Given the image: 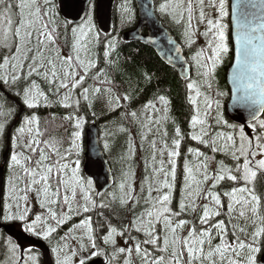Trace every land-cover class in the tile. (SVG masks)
Segmentation results:
<instances>
[{"label":"snow or ice","instance_id":"1","mask_svg":"<svg viewBox=\"0 0 264 264\" xmlns=\"http://www.w3.org/2000/svg\"><path fill=\"white\" fill-rule=\"evenodd\" d=\"M51 0H44L45 5H49ZM200 7L199 20L201 23L205 21L204 0H197ZM210 6L215 8L218 12V16L215 20H207V30L202 33L205 37L211 33V39L208 41V47L210 49V56H205V50L201 49L197 52L192 59L196 62L198 73L205 78V82L208 83V87L211 88V78L215 72L216 67L221 63L222 58L229 51L227 45L226 31L228 25L224 23L225 17L229 15L226 7V0H211ZM19 9V22L14 26L13 8ZM54 8V5L52 6ZM147 8V5H143ZM237 5L232 6V15L235 20L237 35H236V72L233 76V81L237 85L234 91L244 92V95L238 99L244 102H250L251 105L257 106V111L251 113V118L255 123H249L247 126L253 131H256V126H259L261 134L255 137V144L252 139L245 135L243 127L239 129V144L237 145L234 135L229 134L226 137L221 134L218 138L214 137L210 141L205 140L204 137L208 135L206 130L205 119L201 118V110L198 107L197 97L201 95L197 82H189L187 88L189 93L195 92V96L189 95L188 101L195 106V115L192 116L190 125L193 129L197 125H200L199 132H193L191 139L198 141L205 147L211 145V151L213 153L222 152L226 155H230L233 160L232 166H226L223 162H218L217 168L214 173H209L208 164L209 158L204 156L200 151L188 148V153L193 154L196 157L204 156L203 161L198 162L193 166H190L189 161L186 159L184 163V184L185 189L182 192V198L179 203V212L173 211L168 205L171 203L173 183L168 180V176L171 175L172 181L176 178V157L180 155L181 140L183 139L180 129L177 127L175 130V138L172 141V150H168V146L165 143L164 148L161 150L168 151V163L171 165L170 172L165 170L163 161H161V167L154 169V177L163 173L164 180L159 182V187L153 189L149 185L148 195L145 197V202L149 205L145 209V212L140 216L135 217L131 221V225H125L120 232L117 228L109 226L107 234L103 235L102 239L104 244H111L115 246L117 235L123 236L124 233L130 230L142 233L143 239L138 240L132 237V247H120L115 251L117 254L127 253L128 257H131L133 251L136 256L141 259L142 264H264V212L261 211L264 208L260 195L255 190L254 181L258 176V173H264V119L259 118V113H264V35L255 36L253 33L264 30V19L258 25H253L251 21L245 19L241 21L237 17ZM49 10L41 12L37 0H18V3L13 4L12 0H0V32H2V39H0V47H4L9 50V54L2 57L0 62V80L5 85L9 83V78L12 83L24 79L28 80L31 76L37 75L45 79L49 85H55L56 94L59 95L60 89H67L60 101L64 107H70L69 101L71 100V93L78 87H82L85 83L86 77L89 71L96 67V63L89 58L88 44L91 41L82 42V38L87 37L89 33L92 34V39L98 42L99 36L96 28L92 22V15L90 12L86 13L87 20L80 25L71 29L74 42L72 44V52L68 55H63L57 44V29L55 26L49 28L47 22L42 23L43 17L49 15ZM158 11L161 14L170 16L174 22L181 23L184 20V15L187 13V22L185 27V42L191 46L195 43L193 39L192 21L193 16V0H187V6H184V0H163L159 4ZM152 13L149 12L150 16ZM134 19L133 10L129 3V0H124L121 5V21L131 22ZM36 41V47L33 48V40ZM259 43H255V41ZM117 40L112 38L108 40L105 45L104 56L108 57L110 50L116 47ZM14 47V52L11 51ZM45 51H49L50 54L45 56ZM175 51L178 53L179 48ZM27 67V75H24V68ZM202 69V71H200ZM10 70V71H9ZM102 71V70H101ZM81 72L83 74H81ZM97 73L96 75H98ZM95 78V77H94ZM110 83V81H109ZM93 92H99V89L91 90ZM90 93L89 88H83L80 93L85 100H88ZM218 96L224 95L223 92H217ZM236 98V97H234ZM43 99L47 103L48 98L43 91L39 89V86L35 81H32L23 89L22 102L28 108L36 107L38 101ZM125 100L129 97L124 96ZM158 102L164 106L165 113L164 118L167 119L169 100L161 95L158 98ZM205 115L207 109L212 107L213 101L207 96L204 97ZM110 106L115 104L119 106V100H109ZM217 109H219V101H215ZM145 109L155 110V104L149 102L144 105ZM3 105L0 104V116L6 115L3 112ZM11 115V112L7 113ZM131 115L135 118L136 113ZM65 119L75 120L74 127L77 131L72 133L73 140L71 148L66 151L71 153L73 149L78 150L80 145L77 143L81 139V131L84 118L80 116L69 115ZM217 122H222L223 117L219 113L217 114ZM149 123H152V118L149 117ZM159 124V120L156 121ZM38 124L37 117L32 115L31 117H25L22 126L17 129L19 134L25 132L24 125ZM147 127V125H145ZM236 128L237 125H231ZM124 129H121L123 131ZM5 131V123H0V134ZM31 132L32 129L28 128ZM36 135L39 136V130L37 128ZM166 135V133H165ZM217 139L224 140L223 144H218ZM16 137L13 136L12 144L13 148L16 146ZM41 141L38 139H32L29 141L27 148H30L33 153L39 148ZM47 144V141L43 142ZM36 144L37 147H32ZM154 149L153 159H155V141L152 142ZM108 145L105 144V149ZM54 154L59 155L58 149L54 151ZM77 155L79 152L77 151ZM49 157L45 154L44 149H40L39 159L35 162V168H28L22 163L20 155L15 151L10 156L9 168L21 167L24 173L30 178L26 190L31 191L33 185L42 183V194L46 198L44 201H39L41 191H38V201L40 206L44 208L46 204L54 205L57 203L56 199H48L50 195H58L59 188L56 193H50V174L55 171L63 173L68 168L67 164H62L61 160L66 159L65 156H60V159L55 162L54 165H46L45 161ZM25 161L31 163L30 157H24ZM75 168L72 169V179L74 186L72 187L73 196L75 195V187L79 186L84 191L85 182L81 180L79 176L80 172V160L75 162ZM195 168V174H194ZM127 175V174H126ZM197 175H201L202 179H197ZM39 177V179H36ZM147 179V178H146ZM227 179L233 182L231 191H226L225 196L228 197L227 214L231 219V214L235 210L236 206H240L239 216L241 218L246 217V212L250 211L252 214V224L254 230L251 233L248 242H245L239 237L229 242L227 226L224 220H216L214 223H210L215 217L220 216L223 204L221 197L213 191L219 185L221 181ZM211 180L213 183L209 190L204 194V199L210 198L209 204L203 205L202 215L199 217L200 224L209 225V227H201L197 229L195 223L188 229L187 235L182 236L180 233L188 224L185 219H175L182 213L186 212L189 208L195 211V197H198L202 192V185ZM11 191L17 192V186L10 180ZM60 185L66 186V181L61 178L59 180ZM93 181L88 179L86 181L87 189L92 188ZM195 184L196 188L193 191H187ZM121 191L125 188V184L122 182L119 185ZM161 188H166L167 193H162ZM143 191V185L141 186ZM156 191L158 195L152 196V192ZM84 200L86 205L83 206V211L88 212L89 207L87 205L92 204L91 198L87 192L84 194ZM17 201H26V196L16 197ZM131 186L129 185V191L120 197V204L126 205L129 200H132ZM188 201L187 203L185 201ZM64 204L68 205L67 213H62L59 217L57 213L48 208L50 219L55 222L54 226L49 225L47 220L42 221L40 215L35 216V219H28V209L19 211L20 204L17 202V212L11 213L8 211L9 205L5 204V214L3 220L8 221H20L23 225V230L31 235L40 237L44 240H48L52 233L57 231V228L63 225L67 220L71 218V214L74 211L67 196L64 197ZM101 207L106 205L101 204ZM78 214V213H77ZM230 222V221H229ZM43 223L44 227L41 230H37V226ZM162 224L163 236L159 235L161 229L157 226ZM85 228L86 236L90 242L92 249H97L96 241L93 237V227L91 219L82 220L79 225H73L75 228ZM73 229H70L71 232ZM213 229L215 232H213ZM239 231L247 235L246 228H240ZM236 236V232L232 233ZM218 238L219 242L213 244V241ZM75 239V237H73ZM162 240V246H161ZM128 241H125L127 244ZM9 250L15 255L17 245L9 241ZM143 245L152 246L150 251L148 247H142ZM67 245L63 247H53L52 252L56 254V264H71L72 257L76 256V251H72L71 255H65L63 259L60 258L59 253L64 251ZM87 249L83 244L80 245V251L85 252ZM31 251V250H29ZM186 254V260H185ZM104 255L99 250H94L89 256H82L79 260V264H88L90 259ZM115 254L112 259H115ZM29 260L35 264L36 257L29 256ZM107 264H111L108 261ZM124 264H132L130 258H125Z\"/></svg>","mask_w":264,"mask_h":264},{"label":"trees","instance_id":"2","mask_svg":"<svg viewBox=\"0 0 264 264\" xmlns=\"http://www.w3.org/2000/svg\"><path fill=\"white\" fill-rule=\"evenodd\" d=\"M161 1L162 0H154L156 13H157V9ZM123 3H124V0H117L116 2L115 8H114V30L109 37H105L98 31L96 21L94 18V23H95L94 26L96 28V31L98 32L99 40L98 42L95 43V45L89 44L88 48L90 51L89 58L92 59L96 63V67L89 71V74L86 77L85 83L83 84L84 88L86 87L90 89L88 100H85L83 97L80 98L78 93L73 94L74 96L76 95V97L78 98V102L80 101L79 107H74L75 105L73 103H71L72 105L70 107H64L60 102L62 93H59V95H57L56 93H50V92L45 91V95L47 96L48 101L47 103H45V101L42 99L41 100L42 104L38 106L44 109L41 112L39 111L37 112V109L30 110L22 102L23 94L14 93L13 91L14 84L9 82L7 85H5L3 81L0 80V86L2 85V88H3L2 91H0V104L3 105L2 110L6 114L3 116H0V123H5V131L3 133V140L0 146V167L1 166L4 167L3 168V197L1 201L0 225H4V226L13 225L18 231L21 230L18 226L22 225V222L20 221L5 222L3 220V216L5 214V204L6 203L8 204L9 202L5 198V193L7 190L6 189L7 180L10 179L12 180V182L14 181L13 183H15V185L18 188L17 192L12 193L11 195V198L13 197L12 202L8 204L9 208L11 206L14 207L13 213H15L17 210V207H16L17 202L21 204V202L23 201V200L17 201V199L15 198L19 196H26V195L29 196L26 188H27L30 178L24 173L23 168L14 167L16 171L13 170L14 168L10 169L9 168L10 159H7L6 163H4V155H5V151L7 148V142H8V140L6 139V135L8 134L9 128H11V125L15 121H17L18 116L20 115L19 113L21 112V108H23V111H24L22 113L23 115L20 116L22 117V121L25 117H31L32 115H35L36 117L38 116L37 125H38L39 130H41L42 132V135H40V137L42 138L49 134L48 129L52 126L60 127V130L62 132H63L62 126H65V127L68 126L69 134L71 132V135H72V132L74 130V120L65 119V117L69 115H72V116L80 115V113L84 112V114L87 117V120L85 123V130L83 132V141H84L83 144H85V131L89 124L96 123L100 131L106 119L107 120L115 119L114 115L124 112V109L130 111V108L144 107V105L148 104L149 102H152L153 104L156 105L158 103L157 98L163 95L169 100L167 119L163 123L164 125H159V126L154 125L153 120H152V123H149V131L147 133L145 130L140 132V128L137 125L133 127L132 125L129 126L127 123H126V129L124 128L125 126L120 128V130L124 129L123 132L127 130L130 134L133 135V137L135 138L133 146L138 152H140L139 154L144 155L147 152V150H149L150 148L152 149L153 141L163 144L169 141L168 139H174L175 130L177 127L180 129L182 137H183V139L181 140V146L183 145V143H185V141H187V139H191V134L193 132H199L201 126L196 127L195 129L190 127L189 129V125L186 124V121L190 124L191 118H192L191 110H190L191 106H190V102L188 101V96L190 95V93H189V90L187 89V84L194 79L193 70H192L191 79L188 82H182L179 79L177 73L173 69L167 67L157 57V55L154 53L152 49L146 46H143L139 43H130V44L124 43L121 40V34L134 29L137 26L138 18H137L135 2L134 0H129V3L133 10L134 19L131 22L122 23L121 5ZM53 11H54V16L57 14L56 15L57 22L55 25L57 29L56 47L57 45L63 47L65 52L61 48H59V46L57 48L61 49L64 55H68L67 49H70L72 45L70 29L73 28V26L69 24L68 22L64 21L60 17L56 0H55ZM181 30L182 29L180 28V31ZM170 32L173 35V32L171 30ZM181 33H182V38H175V36L174 38L177 41V43L182 47L185 57L188 58V54L186 53L187 44L185 42L182 31ZM112 38H115L118 42L116 44V47L113 50H110L108 57H105L104 56V52L106 50L105 45L107 44L108 40ZM230 57L232 61V58H233L232 46H231ZM0 62H2V59H0ZM226 72L227 71L221 74L222 78H219V79H215L214 77L211 78V88H209L208 85L205 86V91L206 92L209 91L211 94V97H216L215 98L216 100L221 101V106H222V107H219V109H217V107H212L213 109L210 112V120H209L210 122L208 121L209 123L205 125L206 130L208 132V135L204 137L205 140L210 141L212 138L214 137L218 138L221 134H223L221 127H220L221 125L218 124L217 119H216L218 113L221 115L223 114L227 124L234 125L227 119L226 113H225V106L229 99V91H228V87L225 81ZM97 73L99 74L96 75ZM81 74L83 73L81 72ZM35 79H38V78H35ZM202 80H205V78L202 77ZM19 83H20L19 86H21L23 89L24 87L28 85V83L25 81H19ZM40 86L42 88L47 87L45 85V81H41ZM94 89H99L100 91L99 92L91 91ZM218 91L223 92L224 95L218 96L217 95ZM126 95L129 97L128 100L124 99V96ZM8 97H11L12 99H14L15 102L14 101L12 102L10 99H8ZM110 99L113 101H115L116 99H119L120 100L119 106H116L115 104H112L110 106L109 104ZM72 107L75 108V112L72 111L71 109ZM82 107H90V109L84 110L82 109ZM9 112H11V115H7V113ZM137 113H139V111H137ZM262 119H264V117H262ZM45 121L47 122L44 123ZM21 123L20 121H18L17 126L13 128V130L11 131V137H10V143H9L10 151H9L8 157L10 153H13V151H15V148H13V145H12V138H13L12 133L15 129H17L21 125ZM234 129L235 130H232V131L229 130V132H227V134H223V136L226 137L229 134L234 135V137L236 138L237 145H238L239 144L238 133H239L240 127L237 126ZM154 130H157V132L154 133ZM65 131L66 130H64V132ZM143 132L145 133V135H143ZM250 133L253 136L251 130H250ZM142 137H145V138L143 139ZM128 139L129 138L125 136V141ZM16 140L18 141L19 139L16 138ZM197 142L198 141H196V144L192 142V145L195 148H197L196 150L203 153L204 156H207L209 158H212L213 156L214 158L215 168L212 173L215 172L218 162H224V158L232 159L230 155L225 154L226 156L224 157L222 155L223 154L222 152L213 153L211 151V145H209L208 147H205L203 144L197 143ZM224 142H225L224 140L217 139L218 144H223ZM2 143L4 146L2 145ZM42 146L40 145L39 149H41ZM83 147H84L83 151L85 152V145H83ZM122 147L125 150V148L127 147V144H126V147L124 146ZM56 149H58V151H61L62 148L58 146ZM56 149H53V150H56ZM136 150L134 153L135 155H136ZM180 150L183 151V148H181ZM51 155L54 156L53 154ZM204 156L199 157L198 161L199 162L203 161ZM260 177L261 176L255 179L256 185L259 184ZM59 180L60 178L50 175V179H49L50 193H56L58 188H59V192H58V195L49 196L57 200L56 204L50 205L49 207H51L52 210L57 213L58 217L62 213H67L68 205L64 204L63 201H64V197L66 196V194L72 193V189L69 188L68 186H67L69 189L68 193L67 192L65 193L66 190L63 187L65 185H60ZM212 183L213 182L210 180V182L208 181L207 183H204L202 185L203 192L200 194L202 195V201H207L203 197H204V194L211 187ZM195 188L196 187H194L193 190ZM231 188H229L228 181L224 180L220 182L219 185H217L215 189H213V191H215L221 197V201L224 206L222 209L221 216L218 217L216 220L225 221L226 226H227V231H228L229 242L235 240L237 237H239V239L245 242H248L250 239L251 233L254 230V225L252 224V220L239 222L236 229L231 228V226H229L230 223L227 222V219L229 220V215L227 214V206H226L228 197L224 195L225 193L224 189H227V191H231ZM255 188L258 191V189L262 187L260 186V187H255ZM76 191L77 190L75 189V195L73 199L68 198L72 207H73V203H76L78 205L81 202H83V200H80L78 198L80 197V194L79 192H76ZM167 191L168 190L164 188V193H167ZM182 192L183 191L180 190L179 186H177L176 189L174 190V196L171 199V203L168 205L173 211H176V212L180 211L179 203L182 198ZM41 195L42 193L40 194V196ZM146 195H147L146 192L143 193L142 199L140 201H136L135 196L133 194L132 195L133 199L129 200V202L126 205L118 207L114 211L113 214L108 213L107 204H106V207H101L100 209L95 211L92 224L96 232H94L93 237L96 241L97 247H99V250L102 249L104 253V255H101L98 257L104 258L106 263L108 261L112 262V260H114L112 259L114 254L116 258L117 257L120 258L123 256L128 257L127 253H124V254L116 253L115 250L121 247V245L119 244V241H123L125 243V241L127 240L128 243L125 244V246L123 247H132L133 246L132 240L129 239V237H132L138 240H142L144 238L141 233H137L135 230H130L129 232H126L123 236L117 235L115 237V240H116L115 246L111 244H108V245L104 244L103 239H102L103 235L107 234V230L109 226L117 228V231L120 232L123 226L125 225L130 226L131 221L135 217L140 216L142 213H144L145 209L149 207V205L144 201ZM259 195L262 198L264 194L260 193ZM36 199H38V196L36 197ZM194 199H195V204H196L199 197H195ZM185 202L187 203L188 201L186 200ZM82 204H80V207L82 210H78L79 212L77 210H74L75 213L76 212L78 213L76 214V217L73 216V213H72L71 218L67 220L63 225L59 226L57 228V231L52 234L54 246L55 244L57 245L58 243L61 242L60 238L62 236L68 237L69 234L73 231L72 230L70 232L69 230L73 229V225L76 224V220H78V218L83 216L84 211H83ZM204 204H205L204 202L199 204L196 207L195 211H192L189 208L186 212L182 213L179 217L175 218V219H185L186 221H188V224L185 226V228L180 233L182 236L187 235V231L192 226L193 223H195V226L197 227V229H200L201 227H205V228L209 227V225L207 227L205 225L202 226L199 222V217L202 215ZM34 208L36 207L34 206ZM261 211L264 212V208H262ZM48 224L54 226L53 221H52V224L49 222ZM240 228H246L247 235H245L244 233H241L239 231ZM159 229L161 228L159 227ZM234 231L236 232V236L232 235ZM159 235L161 237L163 236L162 229L159 232ZM262 239H264V237H262ZM9 241L17 245V249H16V253H17L18 247L20 248L19 246L20 244L17 243L15 240L9 238L5 234L3 229H0V262H3L4 259L13 255V253L9 250V247H10ZM218 242L219 240L217 238L216 240L213 241V244L218 243ZM161 246H162V240H161ZM142 247H148L150 251L152 250V246L143 245ZM32 251L36 252L39 255L37 256L38 261H35V264H39V263L44 264L40 251H38L37 249H33ZM128 258L131 259L132 264H142L141 259L136 256L134 251L131 257H128ZM25 259L27 263L29 264L26 257L24 258L22 262H19L18 264H23V263L27 264L25 262ZM52 259L55 262L53 255H52ZM185 260H186V254H185ZM30 264H33V263H30ZM111 264H114V263L112 262Z\"/></svg>","mask_w":264,"mask_h":264},{"label":"rangeland","instance_id":"3","mask_svg":"<svg viewBox=\"0 0 264 264\" xmlns=\"http://www.w3.org/2000/svg\"><path fill=\"white\" fill-rule=\"evenodd\" d=\"M229 1L230 0H226V7H227V10L229 12V15L227 17H225V19H224V23H226L228 25V28L226 31V37H227V45H228L229 51L226 55L223 56L221 63L216 67L215 72L213 74V77L215 79L222 78L221 74H223L225 71H227L229 65L232 62L231 57H230L232 43H231V37H230ZM37 2L39 4V6L41 7V12L51 9L49 11V15L43 17L42 23L47 22L49 27L55 26L56 22H57V17H56L57 14L54 16V11H53V7H52L53 5H55V0H51V3L49 5H45L44 0H37ZM161 2H163V0ZM12 3L13 4L18 3V0H12ZM210 3H211V0H204L203 10L205 12V21H204V23H201L199 20L200 7L197 3V0H193V8H194L193 16H194V19L192 21V30L194 33L193 39H194L195 43L191 44V46H189L186 43L187 44L186 53L188 54V58H186V59H187L189 65L191 66V69L193 70V73H194V79L191 82H193V81L197 82L198 88L201 92V95L199 97H197V101H198V107L201 110V118L205 119L206 124H208L210 122L209 121L210 120V112L213 109L212 107H216L215 101H217V100L215 99L216 97H211V94L209 91H207V92L205 91V86L208 84L205 82V80H202L203 76L198 73L196 62L192 59V57L197 52H199L201 49L205 50V56H210V54H211L210 49L208 47V41L211 39V33H209L208 37H205L204 35H202V33H204L207 30V20L208 19L215 20L218 16L217 10L215 8L211 7ZM184 6L185 7L187 6V0H184ZM158 8H159V6H158ZM94 10H95V0H94V2L92 0L90 5H89L88 12L91 13L92 22L95 25V23H94ZM13 12L15 13V15L13 16L14 26H15V24H18V22H19V15H18L19 9L14 7ZM157 15H158L160 21L164 24V26L167 27V29H169V31L171 30L173 32V37L175 36V38H182L181 31L183 32V36H184L186 22H187V13H185L184 20L181 23L174 22V20L170 16H168L166 14H161L158 11V9H157ZM86 20H87V17H86L85 21ZM73 27H76V26H73ZM180 28L182 29L181 31H180ZM2 35H3L2 32H0V39H2ZM71 38H72V44H73L74 38H73L72 31H71ZM184 39H185V36H184ZM87 41H91V43H89L90 45H93V44L95 45V43L97 42L96 40L92 39L91 33H89L87 35V37L82 38V42H87ZM32 46H33V48L36 47L35 39L33 40ZM58 46L59 45H57V47ZM59 48H61L64 51L63 47L59 46ZM61 49H60V51L63 54ZM14 50L15 49L13 47L11 51L14 52ZM67 52H68V54L72 52V45H71L70 49H67ZM89 53H90V51H89ZM7 54H9V50L4 48V47H0V59H2V57L4 55H7ZM49 54H50L49 51H45V56H48ZM232 56H233V47H232ZM200 71H202V69ZM24 75H27V67L24 68ZM34 77L38 78V79H35ZM19 81H25L28 84H30L32 81H35L37 83V85L39 86V89L41 91H43L44 93H45V91L50 92V93H56V87L54 84L49 85V83L45 79H43L42 77L37 76V75L31 76L27 81L24 79H21ZM19 81H17L16 83H12L11 79L9 78V82L14 84L13 85V91L15 94H20V93L23 94V91H22L23 88L21 86H19V84H20ZM41 81H45V85L47 87L42 88L40 86ZM83 88H84L83 86L78 87L77 89L72 91L71 100L69 101L70 105H72L71 103H73L75 105L74 107H79L80 101L78 102V98L76 97V95L74 96L73 94L78 93L80 98H82L83 96H81L80 93L82 92ZM66 92H68L67 89H60L59 93H62L61 100L63 99V96ZM190 94L195 96L194 91ZM205 96H207L210 100L214 101L212 104V107L210 109H207L206 115H205V106L203 103ZM41 100L42 99H40L38 101V104L36 107L29 108V109L30 110H33V109L36 110L37 109V112L38 111L41 112L44 109V108L38 107L40 104H42ZM119 102H120V100H119ZM219 104H220V107H222L221 101H219ZM190 106H191V109H190L191 110V116H193V115H195V106L192 105L191 103H190ZM74 107L71 108L73 112H75ZM163 107L164 106H162L158 102L155 105V110H153L151 108L145 109L144 107H139V108L133 107V108H130V111L124 109V112L119 113L117 115L116 114L114 115L115 119H110V120L106 119V121L104 122V125L102 126V128L99 131V137H100L99 141H100L101 149H102L104 156L106 157V159L110 165V168H111L112 173H113V177L115 179L114 187L111 190L107 191L106 193H98L96 191L94 183L92 184V188L90 190L87 189V186H86V181L88 180V178L86 176H84V174H83V167H84V151H83L84 147H83V145H85V144H83L84 143L83 132L85 130V123H86L87 117L84 114V112L80 113V115H75V116L83 117L84 121H85L82 129H80V131L82 133L81 139L79 141H77V143L80 145V148L78 150L73 149L71 153L66 151L67 149L71 148L72 140H73V136L71 135V132L69 134L68 126L67 127L62 126L63 132L60 130V127H55V126L53 127L52 126L48 129L49 134L42 138V137H40V135H42V132H41V130H39L37 124L24 125L25 132L23 134H19L17 132V129L20 128L22 126V123H23L22 117H20L19 121H20V123L22 121V123L12 133V136H15L17 139H19L16 142L17 145L15 147V152L20 155L22 163H24V165L28 168H35L36 167L35 162L39 159V156H40V149L39 148H37V151L35 153H33L30 148L26 147V145H28L29 141L32 139H38L39 141H41L40 145L41 146L43 145L42 148L44 149V151L45 150L47 151V152L45 151V154L49 157V159L45 161L46 165H54L55 162L60 159V156H65L66 159L61 160V163L67 164L68 168L65 169L63 173H59V174L55 171V168H54L53 173L50 174L51 176L58 177L60 179L63 178V180L66 181V186H63L64 189L66 190L65 193L66 192L68 193V190H69L68 187L72 189V187L74 186V181L72 179V169L75 168L74 162L77 159H79L81 162L80 163L79 176H80L81 180L85 182V185H84V191H82L79 186H76L75 189L77 190L76 192H79V194H80V197H78V198L80 200H83V202H81L80 204L83 203L82 204L83 206L86 205V201L83 198L85 192H87L88 196L91 198L93 203L87 205L89 207V211L84 212L83 216H81L80 218H78V220H76L75 225H79L82 220H85L88 218L91 219V224H92V222H93L92 220L94 218V213H95V211H97L98 209L101 208V206H100L101 204H104V205L107 204L108 205L107 210H108L109 214H113L114 211L118 207L124 206V205L120 204V197L125 195L129 191V185L131 186L132 195L134 194L136 201H140L142 199L143 193L146 192L148 195L149 185H151L153 189L159 187L160 186L159 182L164 180L163 173H160L158 176L155 177V179H153V177H154V169H159L161 167V161H163V166H164L165 170L170 172L171 165L168 163V151L167 150L163 151V155H161V150L164 148L165 143L168 146V150H172L170 148H172L173 139H168L169 141H167L163 144H160L159 142L155 141V159H153V154H154L153 146H152V149L150 148L149 150H147V152L144 155L139 154L140 152H138L133 146V143L135 141V138L133 137V135L130 134L127 130L125 132L120 130V128L123 126H125L124 128L126 129V123H127L129 126L132 125L133 127H135V125H137L140 128V132L145 130L147 133L149 131V122H148L149 117L152 118L154 125H158V126L164 125L163 123L165 122L166 119L164 118L165 113H164ZM82 109L88 110V109H90V107H82ZM137 111H139L140 114L137 113ZM85 112H87V111H85ZM133 112L136 113L135 118L131 115V113H133ZM222 117H223L222 122H219L218 124L221 125L220 127H221L223 134H227V132H229V130H231V131L235 130L233 127H231V125L226 123L223 114H222ZM157 120H159V124L156 123ZM46 122L47 121H45L44 123H46ZM74 124H75V120H74ZM186 124L189 125V129H190L191 125L187 121H186ZM145 125H147V127H145ZM199 126L200 125H197L196 127H199ZM113 127H115V128H113ZM28 128H31L32 131L29 132ZM37 128H38L39 133H40L39 136L36 135ZM51 128H52V130H51ZM64 130H66V131L64 132ZM250 130L253 134V136H252L253 137L252 138L253 144H255V137L257 135L261 134V130L259 129L258 125L256 126V131H253V129H251V128H250ZM74 131H77V129H75V127H74L73 132ZM156 132H157V130H154V133H156ZM143 135H145L144 132H143ZM125 136L129 138L126 141H125ZM163 137H164V135H163ZM142 138L144 139L145 137H142ZM2 140H3V134H0V146H1ZM45 141H47V144L43 143ZM192 142H194L196 144V141H194L192 139H187V141H185V143H183V145L181 146V148H183V151L179 150L180 155L175 158L176 159V178H175V180L172 181L171 175L168 176V180L173 183L172 197L174 196V190L176 189L177 186H179L180 190H182V191H184V189H185V184H184V175H185L184 174V163H185V160L187 159L190 163V166H193V167L195 164H197L199 162L198 161L199 157H196L193 154L188 153V148L197 149L192 145ZM197 143H199V142H197ZM105 144L108 145L107 149H105ZM126 144H127V147H126ZM2 145H3V143H2ZM58 146H60L62 149H61V151H59V155H56V154H54L53 151H55V150H53V149H56ZM122 146L126 147L125 150L123 149ZM169 146H170V148H169ZM32 147L35 148V147H37V145L33 144ZM135 150H136V155L134 154ZM77 151L79 152V155H77ZM11 154L12 153H10L8 159H10ZM51 154H53L55 157L52 156ZM222 155L224 157L226 156L224 153ZM24 157H30L31 163H29L28 161H25ZM223 163L226 166H232L234 162L232 159H225L224 158ZM214 168H215V164H214V158L212 156V158H209V164H208V170H209L210 174L214 171ZM13 170L16 171L15 168ZM194 174H195V168H194ZM259 176H261L259 184L256 185L255 181H254V186L255 187L261 186L262 188H259L258 191L255 188V190L257 191L258 194H260V193L264 194V173H258L257 178ZM36 179H39V177H36ZM197 179H202V176L197 175ZM225 180H227V179H225ZM9 181H10V179L7 180V188H6L7 190L5 193V198L7 201H9L8 204H10L12 202V198H13V197L11 198V195L13 192L11 191V184L9 183ZM122 182L125 184V188L123 189V191H121V189L119 187V185ZM209 182H210V180H209ZM209 184H211V183H209ZM142 185H143V191H141ZM228 185H229V188H231L233 185V182L228 181ZM41 187L43 188L42 183L33 185L32 190L28 191L29 196L26 195V197H27L26 201L21 202L19 211H24V209L27 208L29 220H33V219H35V216L40 215L42 218V221L47 220V222L52 224V221L50 219V215L48 212V207L50 205L46 204V206L44 208H42L40 206V202H39V201H44L46 198L42 194L41 196H39V201H38V199H36V197L38 196V191L42 190ZM194 187H196L195 184H193L192 188L188 189L187 191H190V190L193 191ZM224 190H225V192L227 191V189H224ZM161 192L164 193V188H161ZM41 193H42V191H41ZM72 193H73V191H72ZM72 193H68V194H66V196L69 199H73L74 196ZM157 195H158V193L156 191L152 192L153 197H156ZM198 197H199V199L197 200L196 207L203 202L205 204L210 202V199H208L207 201H202V195H199ZM48 199H54V198L49 197ZM261 199H263L262 203H264V195L262 196ZM80 204L77 205L76 203H73V207H74L73 209L77 210V211L82 210L80 207ZM227 204H228V200L226 202V206H227ZM34 206L36 208H34ZM8 211L13 213L14 207L11 206ZM17 211H18V209L16 210V212ZM239 211H240V206L237 205L235 210L231 214V219H230V217H229V220L227 219V222L230 223L229 226H231V228L236 229L239 222L252 220V214L250 211L246 212L245 218H241L239 216ZM72 213H73V216L76 217L77 212L75 213V211H73ZM221 213H222V210H221ZM220 216H218V217H220ZM218 217H215L212 221H210V223H214ZM53 224H55L54 221H53ZM205 226L207 227L208 225H205ZM18 227L21 229L19 231L24 232L23 225L18 226ZM43 227H44V225H43V223H41L37 226V230L39 231ZM92 227H93V224H92ZM157 227L158 228L160 227L162 229L163 225L160 224ZM94 232H96V231L95 230L93 231V235H94ZM213 232H215L214 229H213ZM137 233H139V232H137ZM27 234L31 237H35L36 239L40 238V237L31 235L29 233H27ZM73 237H75L76 239H73ZM40 239H42V238H40ZM42 240L44 241V243H46L49 250L51 251V253L54 257V260H55L54 264H56V254L52 252L53 247H63L64 245H67V248L64 249V251L59 253L61 259H63L65 255H71L72 251H76L77 255L72 257L71 264H79V260L82 256L87 257L90 255V253L92 251L99 250V247H97V249L91 248L90 242L88 241L87 236H86V229L82 228V227L73 229V231L69 234L68 237L62 236L60 238L61 242L58 243L57 245L55 244V246H54V241H53V235L50 236V238L48 239L49 241L44 240V239H42ZM81 244H83L85 246V248L87 249L85 252L80 251V245ZM119 244L121 245V247L125 246V243L123 241H119ZM19 246H20V248L18 247V251L15 255H11V256L7 257L6 259H4L3 262H0V264H18L19 262H22L25 257L27 258V260L30 264V263H33V261L28 259V257L30 255L35 256L36 261H38L37 256H39V255L36 252L32 251L33 249L29 245L20 244ZM29 250H31L32 252ZM99 251L103 252L102 249ZM125 258H128V257L127 256H124L123 258L117 257L114 260H112V262L114 264H124ZM25 262L27 263L26 259H25ZM23 264H25V263H23Z\"/></svg>","mask_w":264,"mask_h":264},{"label":"water","instance_id":"4","mask_svg":"<svg viewBox=\"0 0 264 264\" xmlns=\"http://www.w3.org/2000/svg\"><path fill=\"white\" fill-rule=\"evenodd\" d=\"M91 0H57L60 16L74 25L82 23L86 18L88 7ZM117 0H96L95 20L98 30L105 36H110L114 30V8ZM138 22L137 26L121 35V39L125 43H139L154 51L157 57L169 68L173 69L182 82L191 79V67L188 64L181 46L176 42L170 32L165 29L158 20L154 10V0H134ZM147 5V8L143 7ZM237 5V17L243 22L245 19L251 21L252 24L258 25L264 19V0H231L230 2V26H231V42L233 46V59L225 76L226 85L229 91V99L225 106L227 119L234 125L242 126L249 133L247 125L255 123L251 118V113L257 111V106L251 105L250 102H244L238 98L244 95L243 90L234 91L237 85L233 81L236 72V35L237 28L232 15V6ZM152 14L149 16L148 13ZM143 31L145 33H143ZM255 36L264 35V30L253 33ZM259 43V41H255ZM176 48L180 51L177 53ZM1 89V88H0ZM236 97V98H234ZM10 98V97H9ZM21 108L20 115H22ZM264 113H259L261 118ZM16 126V122L11 129ZM10 129V130H11ZM9 130L7 134V150L4 155V163H6L9 154ZM99 128L96 123L87 126L85 131V155H84V174L94 183L98 193H105L114 187L115 180L110 165L104 156L99 141ZM3 166L0 167V212L1 201L3 197ZM5 234L15 240L19 244H27L38 249L42 254L44 264H53L50 250L46 244L40 240L33 239L26 234L18 231L13 225L2 226ZM88 264H106L103 258H96Z\"/></svg>","mask_w":264,"mask_h":264},{"label":"flooded vegetation","instance_id":"5","mask_svg":"<svg viewBox=\"0 0 264 264\" xmlns=\"http://www.w3.org/2000/svg\"><path fill=\"white\" fill-rule=\"evenodd\" d=\"M0 88H1L0 91H2V89H3V88H2V85L0 86ZM12 102H13V101H12ZM249 135H250V134H249ZM248 137H249L250 139H252V135H250V136H248ZM24 233H26V232L24 231ZM123 257H124V256H123ZM123 257H122V258H123Z\"/></svg>","mask_w":264,"mask_h":264},{"label":"bare ground","instance_id":"6","mask_svg":"<svg viewBox=\"0 0 264 264\" xmlns=\"http://www.w3.org/2000/svg\"><path fill=\"white\" fill-rule=\"evenodd\" d=\"M23 113V112H22ZM20 114V113H19ZM23 115V114H22ZM24 234H26V233H24Z\"/></svg>","mask_w":264,"mask_h":264}]
</instances>
